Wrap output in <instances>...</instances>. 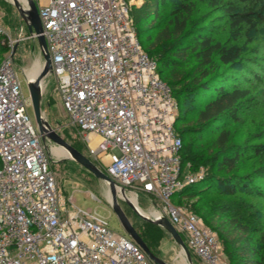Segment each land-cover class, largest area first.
<instances>
[{
  "label": "built area",
  "instance_id": "obj_1",
  "mask_svg": "<svg viewBox=\"0 0 264 264\" xmlns=\"http://www.w3.org/2000/svg\"><path fill=\"white\" fill-rule=\"evenodd\" d=\"M35 2L63 109L91 160L118 188L159 201L203 264H230L217 233L173 201L204 179L205 168L182 165L178 103L142 47L132 2ZM5 35L0 24V48ZM30 110L8 55L0 62V264H155L103 216L62 200Z\"/></svg>",
  "mask_w": 264,
  "mask_h": 264
},
{
  "label": "trees",
  "instance_id": "obj_2",
  "mask_svg": "<svg viewBox=\"0 0 264 264\" xmlns=\"http://www.w3.org/2000/svg\"><path fill=\"white\" fill-rule=\"evenodd\" d=\"M131 16L178 103L182 165L205 167L173 201L184 191L197 198L189 208L216 231L230 264H264V130L244 143L234 133L258 104L252 78L264 85V0H145Z\"/></svg>",
  "mask_w": 264,
  "mask_h": 264
},
{
  "label": "rangeland",
  "instance_id": "obj_3",
  "mask_svg": "<svg viewBox=\"0 0 264 264\" xmlns=\"http://www.w3.org/2000/svg\"><path fill=\"white\" fill-rule=\"evenodd\" d=\"M129 1L132 2V6L135 8H141L145 0ZM145 16L146 15L144 14L142 15V17ZM0 24L6 33L4 37L5 43L9 46L7 52L4 51L3 47L0 48V62L6 56H11L12 52L15 50L12 58L16 64V70L21 80L23 93L29 98L27 80L28 78H33L34 73L37 70L36 62L39 61L43 65L44 61L38 43L34 39L30 38L26 24L22 20L17 8L10 0H0ZM147 35L151 36L153 35V32L148 31ZM253 36H255L256 43L258 41V33L252 35V37ZM142 41L144 46L146 42H150L149 38H142ZM10 42L12 45L11 47ZM258 42L260 49L262 48L264 50V34L263 36H259ZM145 48L147 49L146 46ZM255 70L263 73L260 69ZM256 85H258L257 81L252 78L251 86L255 88L253 95L259 98L258 104L252 106V115H250L248 119L241 124L234 126L235 138L238 142L244 143L245 140H250L249 137L251 135L252 140H254L256 136L264 130V85ZM42 104L44 118L51 124V126L57 129V132L68 143L91 159L85 135L75 126L69 124L68 115L62 106L61 94L57 81L52 74L48 75L44 81ZM30 113L34 119L32 108ZM57 147L58 146L55 143L48 141V150L46 151L51 160V169L58 189L60 190L62 200L65 201L68 206L70 205V201H73L77 207L97 212L110 223V228L114 233L124 234V228L122 227L121 222L114 213L109 202V189L106 183L91 175L75 161L67 159L66 156L62 155L58 157L55 151H53V149L55 150ZM253 162L254 160H252V165ZM188 166L189 163L186 164V169L189 168ZM189 170L193 173L198 172V170L196 168H192L191 165ZM244 171L246 170L244 169L243 172ZM187 192L188 191H184L182 195L180 194V199H178L181 202L180 206H184L189 211L194 212L189 208V206L191 203L196 202L197 198L189 196V193ZM126 193L127 196H129V194H133L129 191ZM138 195V203L140 207L145 210L152 209L151 211H153V209H158V215H161L162 217L164 216L163 206L159 201L151 200L143 193H139ZM150 202H152L157 209L150 205ZM175 202H178L177 199L174 203ZM119 203L136 230L146 236L150 247H154L155 250L159 251L157 253L152 248L158 256L171 264H176V258L178 255L182 254L184 256L180 246L165 229L162 228L164 232H167L164 237L161 232H156L157 227L154 226V223H151L138 215L124 200L120 198V196ZM210 228L212 229L211 226ZM190 253L194 264H203L199 257L191 251Z\"/></svg>",
  "mask_w": 264,
  "mask_h": 264
},
{
  "label": "water",
  "instance_id": "obj_4",
  "mask_svg": "<svg viewBox=\"0 0 264 264\" xmlns=\"http://www.w3.org/2000/svg\"><path fill=\"white\" fill-rule=\"evenodd\" d=\"M14 6L17 8L20 16L28 25V31L30 36H36L33 38L37 41L40 52L44 59L43 66L39 74L34 80H27L28 93L31 102V108L33 112V117L39 133L41 135L42 142L46 150H48V141L55 143L58 147L64 149L67 153L66 158L75 161L83 169L91 173L97 179L102 180L106 183L109 189V202L111 207L118 217L119 221L124 228L125 233L134 240L146 253V255L155 263V264H171L165 261L163 258L158 256L144 241L140 236L136 228L128 219L126 213L119 203V193H126L128 190L125 187H119L116 182L110 178L105 172H103L88 156L76 149L70 143H68L58 132L57 129L53 128L51 124L44 118L42 110V97L43 90L41 86L42 80L48 75L52 74V63L50 54L47 48L46 39L43 36L42 23L39 16V11L37 4L34 0H10ZM15 51V50H14ZM14 51L11 54V57L14 55ZM159 223L163 225L169 232H171L188 256L191 255L188 247L186 246L183 238L170 222L167 217H162L159 220Z\"/></svg>",
  "mask_w": 264,
  "mask_h": 264
},
{
  "label": "bare ground",
  "instance_id": "obj_5",
  "mask_svg": "<svg viewBox=\"0 0 264 264\" xmlns=\"http://www.w3.org/2000/svg\"><path fill=\"white\" fill-rule=\"evenodd\" d=\"M22 18V17H21ZM23 20V19H22ZM24 21V20H23ZM24 23L26 24V22L24 21ZM27 28L28 25L26 24ZM30 66V65H29ZM27 66V67H29ZM36 66H37V70L34 73V76L32 79L28 78L29 80H34L37 75L39 74V72L42 69V64L38 61L36 62ZM47 77H45L42 82H41V86H42V90H43V94H44V81L46 80ZM42 102H43V97H42ZM43 107V104H42ZM94 142L97 143V141L95 140ZM53 151H55L56 155L59 156H66L67 153L64 149L57 147L55 150L53 149ZM107 190V189H106ZM107 195V194H106ZM119 196L122 200H124L138 215H140L142 218L146 219L147 221L154 223L157 226H160L161 228L165 229L170 236L174 239V241L178 244V242L176 241V239L174 238L173 234L171 232H169L163 225H161L159 223V220L161 218V215H158L159 212L157 211L158 209L154 206V204L152 202H150V205H152L154 208H156L157 210L153 209V211H151L152 209H143L142 207L139 206L138 203V197L139 195L137 194H129V196H127V193H119ZM161 214V213H160ZM153 217H151V216ZM179 245V244H178ZM180 246V245H179ZM181 248V247H180ZM182 250V248H181ZM182 252L184 253V256L182 254L178 255V257L176 258V264H194L192 261V256H188L186 254V252H184V250H182Z\"/></svg>",
  "mask_w": 264,
  "mask_h": 264
},
{
  "label": "crops",
  "instance_id": "obj_6",
  "mask_svg": "<svg viewBox=\"0 0 264 264\" xmlns=\"http://www.w3.org/2000/svg\"><path fill=\"white\" fill-rule=\"evenodd\" d=\"M27 27V26H26ZM28 29V28H27Z\"/></svg>",
  "mask_w": 264,
  "mask_h": 264
}]
</instances>
